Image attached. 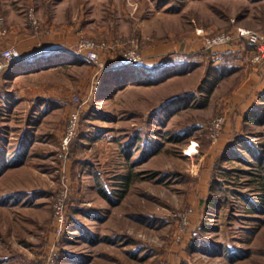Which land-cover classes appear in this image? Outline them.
Listing matches in <instances>:
<instances>
[{
    "label": "rangeland",
    "instance_id": "1",
    "mask_svg": "<svg viewBox=\"0 0 264 264\" xmlns=\"http://www.w3.org/2000/svg\"><path fill=\"white\" fill-rule=\"evenodd\" d=\"M30 1L0 0L1 26L14 23L21 33L33 8L42 23L38 34L66 28L67 34L76 37L74 44L59 50L61 58L39 60L25 67L27 74L17 75L24 87L32 88L29 96L38 103L28 111L29 127L22 146L35 143L29 147L30 156L43 154L44 163L50 162L49 154L56 155L59 180L64 166L70 174V165L73 172L77 168L74 174H82L78 183L86 181L84 193L80 191L70 203L82 201L74 204L79 210L69 216L70 228L61 238L59 251L81 258V264H264V93L259 96L256 122L245 123L226 149L232 159L216 163L218 158L210 171L198 155L193 159L184 154L191 140L186 144L178 139L186 120L211 121L223 112L229 104L226 96L236 85L234 67L222 62L215 65L212 54H204L202 62L198 54L204 52L199 50L203 36L196 30L212 36L240 25L264 33V0ZM85 36L109 44L100 51L104 64L115 60L118 49L135 48L143 63L166 66L156 74L138 68L127 75L129 81L114 73L109 76L106 72L113 69L106 64L107 69H100L68 50ZM206 47V51L212 49ZM18 65L11 68L22 71ZM147 80L156 83H144ZM182 94L186 97L180 103H163ZM72 110L79 111L80 124L64 157L62 140ZM201 128L194 124L185 134L201 138ZM19 138V131L0 128V160L14 153ZM39 146L46 149L39 150ZM152 150L157 152L149 156ZM207 173L210 177L204 176ZM40 176L46 183L37 186L48 184L51 189L47 207L42 206L44 217L35 218L48 225L53 220L58 173L56 185L53 177ZM101 190L116 204L105 199ZM38 194L26 203L30 205L26 211L33 215ZM189 208H193L190 224L182 229V239H175L181 227L173 216ZM13 216L15 225L19 216ZM39 222L25 230L12 228V234L0 228V264L44 262ZM188 234L190 239L196 237L194 251L189 249ZM200 243L210 246V257L196 253Z\"/></svg>",
    "mask_w": 264,
    "mask_h": 264
},
{
    "label": "crops",
    "instance_id": "2",
    "mask_svg": "<svg viewBox=\"0 0 264 264\" xmlns=\"http://www.w3.org/2000/svg\"><path fill=\"white\" fill-rule=\"evenodd\" d=\"M29 2L32 3V1L28 0V3ZM2 18L3 22L2 20L0 22L4 23V17ZM1 28L0 49L10 46L15 47L20 52L23 58V60L20 62V65H18L19 67L17 68H20L21 66L24 68L22 69V71L15 70L13 73L9 72V68H7L0 77V128L2 129V132H7V130L20 132L18 148L11 156L6 157L4 160H0V163L3 164L2 166L0 164V167L3 168L2 171H0V228L4 233L7 232L8 234L10 232L12 234V228H14L15 231H18V228H21L22 230H25L27 227L34 228L37 226L36 224H38V220L44 217L42 216V213L44 212L42 206L44 205L45 207H47L48 197H50V195L48 196L47 193L51 188L48 187V184H45L44 187L37 186L39 185V182L46 183V180L42 178L40 174H46L47 177L48 175L49 177H53L54 183L56 185L58 173L59 183V168L56 167V162H58L56 161V155L51 157V154H49L47 159H49L50 162L44 163L43 161L46 159V157L43 156V154L34 153L32 154L33 156H30L31 154L29 152V147L31 148L35 146V143H32L30 145L28 143V146L26 147L22 146V142L25 140L26 136L24 134L25 130L29 127L28 111L38 103H36V101H34V99L30 98L29 96V92L32 88L30 86L24 87L21 81L22 77L19 78V76L17 75H25L29 72L25 70V67L32 66L28 61L33 56L53 50H60L64 47L66 48L69 45L75 43L76 37L72 34H67L66 32L68 30H66V28H58L56 29L55 34L49 35L38 34L39 32H36V30L30 24H27L25 28H22L23 30L21 33H19L20 28H18V30L17 25H15L14 23L2 24ZM13 34H16V36H13ZM199 45L201 46V44ZM203 47L204 45L202 44V48L199 49L204 50L203 55L198 54L199 56H201L200 58L202 59V62L205 63L204 54H212V58L210 59L211 61H214L215 65L219 66V64H221L222 62L227 64L229 67H234V70H236L234 72L236 85L232 92L226 96L227 103L229 104L223 107V112H218L215 114V116L218 114L226 115L227 122L225 125L223 136L216 143H211L208 150L203 151L202 143L205 139V132L208 126L207 123L210 122V120H205V122L199 120L195 123L198 124L200 128L202 126L200 130H203L204 133L200 134L202 136L201 138L196 139L200 142V150L197 155L201 157L202 163L204 162L205 167H208V171H210L215 161L220 158L222 153H224V151H226V149L232 144V138L234 137L235 133L240 132L245 123V114L250 109L258 107L259 105L258 102H260V93H264V61L261 63L253 62L254 47L247 43L221 45L207 51ZM73 49L74 48L69 47L68 50L73 52ZM111 55L114 54H107V56ZM206 61L208 62V60ZM105 64L107 68H114L115 66L119 65L116 58L114 61L106 60ZM238 80H240L239 84H237ZM261 103L264 104V98L262 99ZM187 121L188 120H186V122ZM186 122L184 123V127L179 131L185 130L188 132L189 129H185L187 127ZM191 125L193 127L194 124L190 122L188 126ZM193 136L194 135L188 133L187 136L185 134V136H179L178 139H182L184 137V141H186V144H188L190 140H193ZM8 145H10V143H8ZM43 148L46 149L45 146H39V150ZM197 155L196 157H198ZM30 157H32V159L39 160H35L36 162H32L30 160ZM18 159L20 161H23L24 163H22V165L12 166V164L16 163V160ZM67 168L69 169L70 174L73 175V178L75 180V186L73 187V198H75L76 196L80 195V191L82 194L84 193V184L86 181L83 184L84 186L80 185L78 183L76 173L74 174L77 168H75L74 172L70 165L69 167L67 166ZM210 174L211 173H207L204 176L210 177ZM87 180H90V177H88ZM92 180L95 183L94 179ZM205 182H208V179H205ZM90 185L94 187V184L92 182ZM57 188L58 186L56 187V191ZM42 192L45 194H41ZM36 193L39 194L36 195L37 201L33 203V205L36 204L38 208L33 209L35 210V214L33 215L31 211H26L29 208L28 206H30L26 205V203L29 197L33 196ZM113 201L115 200L113 199ZM81 202L82 201L75 199V202H73L72 205ZM14 213L19 216L18 218H16L15 225L13 220ZM35 217L38 218V220ZM39 223L42 224L41 227H43V230H38V236H40L42 232L44 233L42 237L45 244H43L41 248L45 257V254L50 249L52 243L56 240L59 245L61 239L56 238V235L53 233V220L50 223L51 227L50 224L46 225L47 222L44 224L40 221ZM27 230L30 231L31 229ZM189 235L190 234H188V237L186 238H189ZM186 238H184L183 241L185 243ZM10 253L11 252H9L8 259L9 256H11ZM66 258L68 261H66L65 264H81V258L76 259L68 255L66 256ZM45 263L47 264V261L43 262L42 264Z\"/></svg>",
    "mask_w": 264,
    "mask_h": 264
},
{
    "label": "built area",
    "instance_id": "3",
    "mask_svg": "<svg viewBox=\"0 0 264 264\" xmlns=\"http://www.w3.org/2000/svg\"><path fill=\"white\" fill-rule=\"evenodd\" d=\"M29 24L39 32L42 29V23L38 20L35 15L33 8L29 10ZM196 32L203 36V43L206 48H215L221 45L241 43L246 41L254 47V56L253 62L261 63L264 61V33L249 29L243 26H236L232 29L222 30L218 33H215L212 36H207L204 33L203 29H197ZM109 48V44L104 42L102 45L99 44L96 40L90 37H82L77 46L72 50L75 54L83 56L89 61L93 62L100 69H105V64L100 58V51L106 50ZM23 60L20 52L13 46L5 47L0 49V77L7 68H11ZM143 61V56L140 52L135 49H124L122 51V61L119 66L133 65L141 63ZM75 100L82 102L80 97L74 96ZM227 118L225 114H218L212 118L208 123L207 138L211 140L212 143H216L224 133L225 125ZM80 124V116L78 110H72L68 114L67 124L64 131V137L62 140V148L65 153L63 156H67V150L70 148V145L77 135ZM186 133L185 130L179 132L180 136H184ZM194 146L197 148L196 152H191V147ZM200 150V142L196 139L190 141L187 148L184 149V154L189 158H194ZM100 173V172H98ZM82 177V174L79 172L77 178ZM74 178L67 172V169L64 168L60 170V180L58 185V190L55 195V199L52 204L53 211V221H54V234L56 238L61 239L64 234L68 231V201L72 194V188L74 185ZM193 212V208L183 210L174 214L173 218L180 224L181 234H177L175 239L182 238V229H186L188 224H190V215ZM196 253L200 255L201 258H208L211 255V248L208 244L200 243L197 246ZM60 254L59 245L56 240L52 243L48 255L46 257L47 264L55 263V260ZM159 264H167L165 261H162Z\"/></svg>",
    "mask_w": 264,
    "mask_h": 264
},
{
    "label": "trees",
    "instance_id": "4",
    "mask_svg": "<svg viewBox=\"0 0 264 264\" xmlns=\"http://www.w3.org/2000/svg\"><path fill=\"white\" fill-rule=\"evenodd\" d=\"M130 20H131V22H132V25H134L135 26V22L133 21V19L132 18H130ZM115 29V28H114ZM115 31V30H114ZM126 40V39H125ZM247 44H249V43H247ZM249 45H251V44H249ZM118 49V48H117ZM117 56L116 57H118V58H116V60L118 61V64L120 65V62L122 61V50L120 51L119 49L117 50ZM62 53L63 52H61V51H59V50H55V51H52V52H45V53H43V54H39V55H37V56H35V57H33V58H31L28 62L32 65V64H36V62L37 61H39V60H41L42 62H49V61H53L54 60V58H56V59H58V58H61V56H62ZM78 57H81V56H78ZM118 65V66H119ZM162 65V66H161ZM166 65H164V63L163 64H159V65H157V64H153V65H151V64H147V63H143V62H141V63H137V64H133V65H128V66H126V67H124V68H121V67H117V66H115L114 68H112L113 70H108V72H106V73H109V76L112 74V73H114L112 76H114V75H121V77L123 78L124 77V81H129L128 80V78L130 77V75H133L134 74V71L136 70L137 71V69L138 68H144V70L146 71V72H150V73H157V72H160V69H163L164 67H165ZM19 67V66H18ZM107 69V68H106ZM108 69H110V68H108ZM9 70V72H11V73H13L15 70H14V68H9L8 69ZM129 74V77L127 76ZM126 82H123V84H122V87H125L126 86V84H125ZM144 83H147V84H154V83H156L155 82V80H147L146 82H144ZM125 84V85H124ZM128 84V83H127ZM121 85V84H120ZM186 96L185 95H177L176 97H170V98H167V100L168 101H164L163 103L164 104H176V103H180L184 98H185ZM257 113H258V110H257V108L256 107H254V108H252V109H250L246 114H245V119H244V122L245 123H247L248 121H251V122H256V117H257ZM258 116H260V115H258ZM261 117V116H260ZM259 117V118H260ZM258 119V118H257ZM203 122H205V119H201ZM199 120H190V121H187L186 123V128L185 129H191V127H192V125L191 126H188L189 124H190V122H192L193 124H195L196 122H198ZM244 123V124H245ZM259 123H261L260 121H259ZM208 124V123H207ZM175 130H177V128H175ZM208 130H206V135H205V139H204V141H203V143H202V150L203 151H206V150H208L209 148H210V145H211V140H209V139H207V135H208ZM185 138H182V140H184ZM132 144H133V142H131ZM131 144V145H132ZM157 152V150H152L151 152H149V156H151V155H153V154H155ZM130 151L129 152H127V156H128V158L130 157ZM229 154V152H228V150H226L225 151V153H223V155L220 157V159H218L217 161H216V163L219 161V160H221V159H224L225 158V160H230V159H232V157L233 156H229L228 155ZM17 162L16 163H13L12 164V166H18V165H22V163H24L23 161H20L19 159L18 160H16ZM0 171H2V168L0 167ZM75 185H73V187H74ZM72 190H73V188H72ZM100 193H101V195L105 198V199H107L108 201H110L111 203H113V204H116V202H114L113 201V199H112V197L105 191V190H101L100 191ZM74 200V198H73V192H72V194H71V196H70V199H69V201H68V205L70 206V209H69V207H68V218H69V216H72V212H75V210H77L78 208H76V205H70V203L72 202ZM261 201H262V204H264V195H262V199H261ZM79 210V209H78ZM145 212V211H144ZM144 214V213H143ZM70 228V220H68V229ZM202 230H203V228H202ZM201 230V231H202ZM53 233H54V228H53ZM64 236H65V234H64ZM182 239V238H181ZM189 249H192L193 251H194V249H195V245H196V237H194L193 239H190L189 241ZM197 248V247H196ZM49 251V250H48ZM48 251H47V253L45 254V257H44V254H43V259H44V262H45V259H46V257H47V255H48ZM196 251V250H195ZM66 252L65 251H63V250H61V252H60V254H59V256H58V258L55 260V263L54 264H65L66 263V261H68L67 260V258H66ZM183 260H185V257L183 256ZM46 264V263H45ZM188 264H192V263H188Z\"/></svg>",
    "mask_w": 264,
    "mask_h": 264
},
{
    "label": "bare ground",
    "instance_id": "5",
    "mask_svg": "<svg viewBox=\"0 0 264 264\" xmlns=\"http://www.w3.org/2000/svg\"><path fill=\"white\" fill-rule=\"evenodd\" d=\"M190 151H191V152H196V151H197V148L194 147V146H192Z\"/></svg>",
    "mask_w": 264,
    "mask_h": 264
}]
</instances>
